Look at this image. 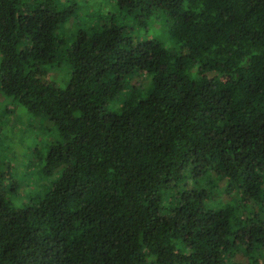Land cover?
Masks as SVG:
<instances>
[{"label": "trees", "instance_id": "16d2710c", "mask_svg": "<svg viewBox=\"0 0 264 264\" xmlns=\"http://www.w3.org/2000/svg\"><path fill=\"white\" fill-rule=\"evenodd\" d=\"M111 2L66 45L74 4L0 0V92L59 134L54 181L0 171V264H264V0Z\"/></svg>", "mask_w": 264, "mask_h": 264}, {"label": "rangeland", "instance_id": "374dc122", "mask_svg": "<svg viewBox=\"0 0 264 264\" xmlns=\"http://www.w3.org/2000/svg\"><path fill=\"white\" fill-rule=\"evenodd\" d=\"M22 1L26 4L33 0ZM62 1L76 6L74 14L57 29V35L66 45L72 42L77 28L93 24L98 15L118 17L116 9L112 7V0H58L60 8L64 6ZM128 20L134 36H162L158 20L150 19L143 26L134 24L131 18ZM50 76L59 84L60 72L50 73ZM58 141L59 134L47 119L31 115L17 101L0 92V171H10L9 181L17 183L18 193L24 194V190H30L35 183L45 185L49 180H55L56 176L40 178L38 170L45 164L48 148ZM20 196L7 194L6 198L14 204L26 201Z\"/></svg>", "mask_w": 264, "mask_h": 264}]
</instances>
